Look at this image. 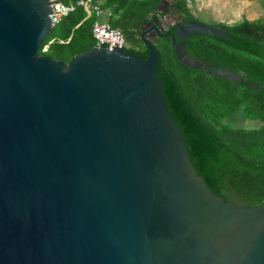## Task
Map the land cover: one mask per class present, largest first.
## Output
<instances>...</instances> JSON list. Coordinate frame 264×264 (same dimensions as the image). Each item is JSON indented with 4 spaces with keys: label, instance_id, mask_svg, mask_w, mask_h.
Wrapping results in <instances>:
<instances>
[{
    "label": "water",
    "instance_id": "obj_1",
    "mask_svg": "<svg viewBox=\"0 0 264 264\" xmlns=\"http://www.w3.org/2000/svg\"><path fill=\"white\" fill-rule=\"evenodd\" d=\"M175 1L140 27L146 57L96 45L63 62L37 52L50 0H0V264H264V203L197 174L151 43L170 36L182 65L239 80L184 47L233 38L165 14Z\"/></svg>",
    "mask_w": 264,
    "mask_h": 264
},
{
    "label": "trees",
    "instance_id": "obj_2",
    "mask_svg": "<svg viewBox=\"0 0 264 264\" xmlns=\"http://www.w3.org/2000/svg\"><path fill=\"white\" fill-rule=\"evenodd\" d=\"M59 1L74 4L76 0ZM90 1L100 9L103 20L122 32L124 49L146 57L140 27L161 0ZM189 4L190 0L171 4L178 21L202 22ZM98 18L93 11L88 15L83 6L74 5L51 26L37 52L68 62L96 46L91 29ZM211 25L233 40L192 34L185 39L186 52L193 59L238 74L239 80L182 65L171 37L164 35L151 38L158 58L156 75L197 174L223 200L258 206L264 203V17ZM237 112L257 125L232 126L229 120Z\"/></svg>",
    "mask_w": 264,
    "mask_h": 264
},
{
    "label": "rangeland",
    "instance_id": "obj_3",
    "mask_svg": "<svg viewBox=\"0 0 264 264\" xmlns=\"http://www.w3.org/2000/svg\"><path fill=\"white\" fill-rule=\"evenodd\" d=\"M244 1L246 0H203L202 2H199L198 0H190L189 7L193 14L197 16L200 21L212 24L217 20H226V13H231L233 11L232 8L234 5H239L241 10L246 9L248 17L253 16L252 14H248V12H250L252 9L250 7L256 8V1L247 0L245 3ZM222 8L225 10H221ZM229 123L232 126L242 128H252L257 125L256 121L246 119L240 112L235 113L230 118Z\"/></svg>",
    "mask_w": 264,
    "mask_h": 264
},
{
    "label": "built area",
    "instance_id": "obj_4",
    "mask_svg": "<svg viewBox=\"0 0 264 264\" xmlns=\"http://www.w3.org/2000/svg\"><path fill=\"white\" fill-rule=\"evenodd\" d=\"M53 16L51 17V25L56 23L62 16L66 15L73 9L74 5L83 6L87 14L93 11L99 18L92 24V35L96 40L97 46H104L106 48H122L125 44V39L122 32L116 28L111 27L105 20H103L100 9L92 5L90 0H76L74 4H65L59 0H50Z\"/></svg>",
    "mask_w": 264,
    "mask_h": 264
},
{
    "label": "crops",
    "instance_id": "obj_5",
    "mask_svg": "<svg viewBox=\"0 0 264 264\" xmlns=\"http://www.w3.org/2000/svg\"><path fill=\"white\" fill-rule=\"evenodd\" d=\"M198 1L202 2L203 0H198ZM246 1H244V3ZM255 1L257 3L256 8L255 7H250L252 9H251L250 12H248V14H252L253 16H251V17L249 16L248 17L246 9L241 10L240 9L241 7L239 5H234L233 8H232L233 11L231 10L232 11L231 13H228V12L226 13V17H225L226 20H217V21H224V22L232 23V22H235V21H238V20L242 19L243 17L249 18V19L264 17V0H255ZM221 10H225V9L222 8ZM227 10H229V9H227ZM224 14H225V12H224ZM217 21H215V22H217Z\"/></svg>",
    "mask_w": 264,
    "mask_h": 264
},
{
    "label": "flooded vegetation",
    "instance_id": "obj_6",
    "mask_svg": "<svg viewBox=\"0 0 264 264\" xmlns=\"http://www.w3.org/2000/svg\"><path fill=\"white\" fill-rule=\"evenodd\" d=\"M166 7H167V12H166L165 14H168V13L170 12L172 6H171V4L169 3ZM151 32H152V30L148 31L147 34H150ZM155 35H156V34H155Z\"/></svg>",
    "mask_w": 264,
    "mask_h": 264
}]
</instances>
